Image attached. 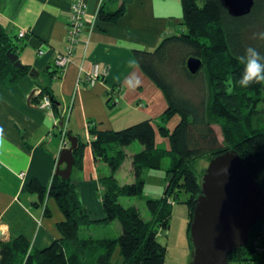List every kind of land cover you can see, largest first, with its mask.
Wrapping results in <instances>:
<instances>
[{
	"label": "trees",
	"instance_id": "obj_1",
	"mask_svg": "<svg viewBox=\"0 0 264 264\" xmlns=\"http://www.w3.org/2000/svg\"><path fill=\"white\" fill-rule=\"evenodd\" d=\"M181 5V20L172 34L162 38L152 50L133 51L142 71L166 99L167 107L154 124L157 132L168 138L169 148L156 145L155 128L149 118L117 130H98L89 122L91 138H78L72 151V169H82L88 144L94 158L107 163L110 174L99 178L104 216L90 219L71 177L63 179L54 174L48 186L33 178L26 185L36 194L33 203L42 205L45 200L43 212L50 215L46 200L53 198L63 214V219L55 223L60 236L42 249L32 248L21 235L0 240V264H110L117 245L120 264H164L167 247L157 236L169 226L173 203L184 195L189 235L204 168H199L197 162L209 161L211 156L226 149L238 152L264 192V83L248 87H240L238 83L243 72L239 56L245 47H255L264 55V40L254 38V34L264 31V0H254L250 12L238 17L229 15L220 0H181ZM123 13L122 3L113 9L103 5L98 18L115 22ZM9 49L18 53L20 48L0 22V85L18 83L32 68L29 64L14 66L6 54ZM190 56L202 62L195 74L186 66ZM52 66L32 76L35 86L30 98L38 103L42 96L48 95L52 110L60 116L52 89V82L59 75L55 77L58 69ZM174 73L190 81L201 79L196 81L201 83L195 92L196 99L177 89ZM174 115L180 119L170 130L167 123ZM215 126L220 129L222 142ZM133 140H138L143 148L131 156L133 180L122 183L115 173L126 158L125 146ZM164 158L169 160L164 168L166 184L160 196H145L151 215L146 220L135 205L124 206L118 197L142 196L146 182L144 169H161ZM114 219L121 227L117 237H83L79 233L83 225ZM262 221L264 217L249 228L244 245L227 254L229 264H261L262 258L255 253L252 238L259 233ZM190 243L192 247L191 240ZM260 244L264 246V238Z\"/></svg>",
	"mask_w": 264,
	"mask_h": 264
},
{
	"label": "crops",
	"instance_id": "obj_2",
	"mask_svg": "<svg viewBox=\"0 0 264 264\" xmlns=\"http://www.w3.org/2000/svg\"><path fill=\"white\" fill-rule=\"evenodd\" d=\"M83 2L84 28L74 55L61 76L52 82L54 98L62 104L60 116L30 98L35 86L32 75L14 85H0V240L21 235L32 248L42 249L60 236L55 224L58 219L53 220L49 207L50 198L46 200L50 215H45V200L35 205L36 194L26 185L33 178L43 186L50 184L61 151L62 127L57 120L63 114L64 130L83 140L91 138L89 122L98 130H117L149 118L155 128L156 145L165 142V148H169L168 138L162 137L154 124L167 107L166 99L142 71L133 51L152 50L177 29L182 16L181 0ZM121 3L124 13L115 22L98 18L101 6L113 9ZM69 13L70 0H0V22L20 40L19 44L14 42L19 45L21 62L39 73L54 65L55 55L65 50ZM20 30H24L22 36ZM130 61L134 62L131 67ZM93 63L105 68V74L92 86L78 84ZM137 77L141 81L138 86L126 83L132 80L134 84ZM178 121V115H174L167 127L173 129ZM124 149L126 158L136 152H129L126 146ZM108 174L110 169L94 158L88 144L82 169H72L70 177L92 220L104 216L99 178ZM149 184L151 197L160 196L166 184L165 174L159 180L146 178L144 189ZM257 255L264 264V253Z\"/></svg>",
	"mask_w": 264,
	"mask_h": 264
},
{
	"label": "water",
	"instance_id": "obj_3",
	"mask_svg": "<svg viewBox=\"0 0 264 264\" xmlns=\"http://www.w3.org/2000/svg\"><path fill=\"white\" fill-rule=\"evenodd\" d=\"M231 16L250 12L254 0H220ZM7 57L14 66L23 64L17 52L9 49ZM202 62L190 56L186 66L195 74ZM31 68L29 75L37 76ZM59 110L60 101L55 100ZM59 124H62L60 120ZM69 145L63 147L57 159L55 174L63 179L71 175L78 137L67 133ZM64 164V166H61ZM198 194L190 223L189 237L192 242L191 264H229L227 254L244 245L249 228L264 217V192L232 148L210 157L203 168ZM2 232L0 231V237Z\"/></svg>",
	"mask_w": 264,
	"mask_h": 264
},
{
	"label": "rangeland",
	"instance_id": "obj_4",
	"mask_svg": "<svg viewBox=\"0 0 264 264\" xmlns=\"http://www.w3.org/2000/svg\"><path fill=\"white\" fill-rule=\"evenodd\" d=\"M13 33L14 31H10V34L12 35L14 40L17 41L19 44L20 40H18L16 36H14ZM60 76L61 74L59 75V77ZM173 77L177 84V89H179L183 93H186L187 95L196 99L195 92L197 88L201 85V83H198L196 81H199L201 79H195L196 81H190V80H186V78H184L183 76L178 77V74L176 73L173 74ZM178 119H180L179 116H178ZM59 120L62 121V124H59L60 122ZM63 120H64V114L61 116V118L57 120V125H61L62 127L61 136H62L63 131L64 133L66 132L63 126ZM174 122L175 120H173V123ZM215 128L218 134V139L220 142H222L223 138L221 136L220 129L218 126H215ZM65 135L67 136V132ZM60 143H61V139H60ZM68 144H69V141H68ZM157 146L159 148L166 147L165 142L163 143L160 142L159 144H157ZM126 147L128 148L129 152H134V151L137 152L143 148L141 146V143L138 140H133ZM168 161L169 160L167 158H164L161 169H149V168L144 169L143 171L144 178H148L150 179V181H153L154 178L156 177V180H159V176L165 174L164 168L168 164ZM101 162L103 165L105 164V166L108 167L106 162L104 161H101ZM197 163H199L198 167L201 168V167H205L208 161L206 159H202V160H199ZM149 171L150 172L153 171L154 173L148 176V174H150ZM115 175L118 178V180L122 183L131 182L133 180L132 159L130 157H127L124 159L123 165L121 166L119 171L116 172ZM131 175H132V178H130ZM149 186L150 184L148 185V187H146L143 190L142 196L121 195L118 197V201L122 203L124 206L135 205L140 210L142 217L148 220L151 218V215L145 205V196L151 197V195H153V192L150 190L151 187ZM181 196L182 197L180 198V201H177L176 203H173V201L171 202L173 203V205H172L169 226L163 232H159L157 236L158 240L163 242L167 247V253H166L164 264H191L192 247L190 243V237L187 233V221H188L187 209L188 207L186 203L184 202V195L182 194ZM49 207L53 211V220L63 219V214L53 198H50L49 200ZM119 225L120 223L116 219L112 221H108V222H99V223H96L94 225H89V226L83 225L80 227L79 233L83 237H86L88 235H92L95 237H102V236L117 237L120 234V229L118 227ZM120 262H121L120 246L117 245L112 253L110 264H120Z\"/></svg>",
	"mask_w": 264,
	"mask_h": 264
},
{
	"label": "built area",
	"instance_id": "obj_5",
	"mask_svg": "<svg viewBox=\"0 0 264 264\" xmlns=\"http://www.w3.org/2000/svg\"><path fill=\"white\" fill-rule=\"evenodd\" d=\"M84 17H85V6L83 0H70V13L68 18V27L66 34V47L65 50L59 52L55 55L54 65L58 69V73L55 77L60 75L64 68L68 65L71 57L74 55L75 47L79 42V37L82 34L84 28ZM24 30L19 32L22 36ZM39 52H42L41 50ZM105 68L100 69L97 63H93L90 70L87 71L83 76L78 79L79 83H85L88 85H94L100 78L101 75L105 74ZM78 87V85H77ZM113 101V99H112ZM41 108H51V102L47 95L43 96L37 104ZM64 131L61 136V147H65L68 144L67 136ZM61 148V149H62ZM264 238V221L261 222L259 227V233L252 238V246L255 253H264V246L260 244L261 240Z\"/></svg>",
	"mask_w": 264,
	"mask_h": 264
},
{
	"label": "clouds",
	"instance_id": "obj_6",
	"mask_svg": "<svg viewBox=\"0 0 264 264\" xmlns=\"http://www.w3.org/2000/svg\"><path fill=\"white\" fill-rule=\"evenodd\" d=\"M254 38L264 40V31L254 34ZM239 61L243 63V72L240 74L238 83L240 87H248L254 83H264V55H262L255 47H245L243 55L239 56ZM134 62L130 61L129 66H133ZM126 83L130 87L138 86L141 81L137 77L135 83L127 80Z\"/></svg>",
	"mask_w": 264,
	"mask_h": 264
},
{
	"label": "bare ground",
	"instance_id": "obj_7",
	"mask_svg": "<svg viewBox=\"0 0 264 264\" xmlns=\"http://www.w3.org/2000/svg\"><path fill=\"white\" fill-rule=\"evenodd\" d=\"M55 68H57V67H55ZM57 73H58V71H57ZM56 76V75H55Z\"/></svg>",
	"mask_w": 264,
	"mask_h": 264
}]
</instances>
